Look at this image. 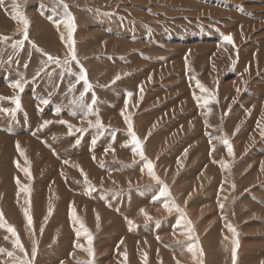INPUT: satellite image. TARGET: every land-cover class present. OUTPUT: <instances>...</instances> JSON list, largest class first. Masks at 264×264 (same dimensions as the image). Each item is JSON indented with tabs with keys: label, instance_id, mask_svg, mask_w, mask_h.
Returning <instances> with one entry per match:
<instances>
[{
	"label": "rangeland",
	"instance_id": "rangeland-1",
	"mask_svg": "<svg viewBox=\"0 0 264 264\" xmlns=\"http://www.w3.org/2000/svg\"><path fill=\"white\" fill-rule=\"evenodd\" d=\"M7 1L4 7H0L6 24H0V36L8 37L7 40H0V109L9 111H0V135L16 139L14 136L23 127L26 132L28 129L27 133L23 131L28 136L13 140L14 143L0 140V212L7 224L15 228L27 257L14 246L15 238L11 233L6 228H0V249H4L0 252V264H19L25 258L32 259L33 241L37 247L33 264H76L78 260H88L86 252L74 247L75 244L87 247V241L83 236H76L74 229L79 225L70 220V206L94 238V264H177V261L179 264H197L187 251V244L194 241L187 239L186 223L182 221L181 225L176 224L180 214L167 212L162 207L163 200L153 202L159 185L147 174L145 161L133 155L122 111L131 116L133 129L144 141L143 150L147 159L154 164L155 174L168 186L171 199L192 222L195 238L203 249V264H232V234L227 224H231L238 233L236 264L239 261L240 264H264V256L249 255L256 248L264 251V205L255 209L248 201V198L256 197L254 190L260 191L264 186L260 182L253 183L258 177L264 180V151L260 147L264 145V135L261 134L264 115L259 104H256L261 101L259 93L252 92L253 89H264V83L261 84L263 86H255L256 83L260 84V77L264 75V50L261 49L264 43H256V47L248 49L254 35L249 37L248 30H242L231 34L233 47L223 41V36L229 33L220 32L223 21L227 19L221 13L222 7L228 10L235 4L238 6L233 8L237 10L236 14L244 16V7H247L245 1L210 0V4L209 0H191L196 4L190 8L188 5L181 6L183 0H63L74 17L73 39L79 61V64L72 61L69 67L78 74L79 67L83 66L93 86L83 101L79 99L83 82L77 84L76 75H69L66 71L61 75L62 67L41 64L46 58L28 41L22 48L13 47L15 41L22 39L20 30L23 27L11 18L15 3L29 21V40L63 61L67 54L65 42L61 40V34L67 35L63 6L58 0ZM28 11L34 12L41 20L38 27L32 26L34 19L29 18ZM246 11L251 19H259L260 15H256V18L249 13L256 11L248 7ZM256 24L253 22L249 31L255 32ZM78 45L81 47L78 48ZM219 48L222 49V60L215 61L220 53ZM244 51H247V58L241 61ZM190 54L203 63L197 71H192ZM233 61L236 63L233 64ZM117 75L120 79L113 83ZM18 80L20 89L12 86ZM197 80L209 89L208 93H201L197 86L191 87L192 84L196 85ZM3 81H7L6 85ZM230 82L234 85L233 94L230 97L228 94L222 96L223 84ZM72 84H75V88L69 91ZM181 87H186L188 93L195 92L198 97L215 95L216 99L206 106L203 99L196 100L193 112L187 114L190 108L185 109L183 92L180 90L177 93V88ZM127 92H131L132 96L128 97ZM93 93L97 98L96 103L93 111L85 115L87 109L82 108L81 104H90ZM242 96L259 100L244 105L241 103ZM17 97L19 109L13 103V98ZM231 99L232 107L228 106ZM43 100L48 103H42ZM125 100L128 101L127 108ZM98 105L94 112V106L96 108ZM104 108L114 111L106 119H100L104 127H90L89 121L94 124V115H104ZM13 109L16 110L13 112ZM182 112L186 113V117ZM29 115L50 117L37 119ZM55 115L69 116L51 118ZM180 116L181 119L177 120ZM44 121L51 123L42 128ZM60 121L73 126L71 135L68 134L67 124ZM247 123L249 126L254 124L255 135L240 138L239 134ZM138 124L143 128L141 132L135 129ZM78 128L84 131L77 132ZM221 136L229 139L233 156L227 154L218 139ZM155 137L161 142L151 145L149 139ZM234 137L238 138V151ZM35 141L48 149L50 155L46 160L36 156V161L32 154L27 155L38 151ZM51 141L55 149L50 146ZM17 142L30 165H25L24 156L17 151ZM180 144L182 147H177ZM199 147L204 151L201 152ZM212 148L215 150L212 151ZM71 154L74 156L71 157ZM80 155L87 159L81 161ZM220 161L230 166L221 168ZM16 163L20 168H30L31 180L17 168ZM83 164L90 165V168L100 166L103 173L92 178L91 172L83 170L88 178V182H85L80 173ZM172 172L175 173L173 176L170 175ZM16 179H19L21 186L30 187L28 195L21 192L20 198L17 196ZM68 180L74 190L70 187L66 190L64 183H68ZM58 186L63 189L60 190ZM26 200H30L31 205V229L22 215V209L29 207ZM49 204L52 206L51 215L48 214ZM220 204H223V208L219 207ZM77 207L84 208L82 213L76 210ZM140 209H144L151 219L142 215ZM249 212L251 216H246ZM128 221H132V224L129 225ZM8 252H12L13 256H8Z\"/></svg>",
	"mask_w": 264,
	"mask_h": 264
},
{
	"label": "snow or ice",
	"instance_id": "snow-or-ice-1",
	"mask_svg": "<svg viewBox=\"0 0 264 264\" xmlns=\"http://www.w3.org/2000/svg\"><path fill=\"white\" fill-rule=\"evenodd\" d=\"M58 2H59V4H61L63 6V9H64L65 14H66V20L64 21V26L67 30V35L65 37L64 34H61V40L65 42V46L67 47V54H66L65 58L63 59V61L59 57H55V56L51 55L50 53L45 52L42 49L38 48L34 42L29 40V35H28L29 21L19 11V5L15 4V3L12 5L11 18L14 20H17L23 27L20 30L21 35H22V39L15 41V43L13 44V47L22 48L24 46L25 41H28L32 45V47L36 49L37 52H40L41 55L46 58V60L41 61V64H43L45 66H47V64H55L57 67H62L63 71L61 72V75H63L64 71H66L69 75H76V83L78 84L80 82H83V90L79 93V99H80V101H83L85 95L90 92V90L92 89L93 86L89 82L88 77H87V72L83 68V66L79 67L78 74L73 73L72 68L69 67V65L72 61H75L77 64H79V61H78L77 55H76V50H75V41L73 39V33L75 31V21H74V17L71 14V12L68 11L69 6L65 3H63V0H58ZM0 7H4V0H0ZM7 39H8V37L0 36V40H7ZM223 41L226 42L227 44H231V45H233V47H235L233 38L230 34L224 35ZM232 63L235 64L236 61H233ZM42 70L43 69H41V71ZM245 71H247V68L245 69ZM37 75H39V72H37ZM49 75H51V73H49ZM119 79H120V76L117 75L114 78L113 83H115V81L119 80ZM12 86L20 89L21 83L18 80ZM196 86L199 88L201 93H208L209 92V89L206 88L203 84H201L198 80L196 81ZM73 88H75V84L70 85L69 91H71ZM237 91H239V89H237ZM126 95L128 97H131L132 93L127 92ZM96 99L97 98L95 96V93H93L90 104H81L82 108L87 109V111L85 112V115H87L88 113H91L93 111V105L96 103ZM193 99H195V100L203 99V104L206 106L210 102L215 101L216 97H215V95H211L207 98H202V97H198L194 94ZM75 102L76 101H73V103H75ZM13 103L16 105V109L20 108V101H19L18 97L13 98ZM42 103L47 104L48 101L43 100ZM127 104H128V101L125 100V108H127ZM16 109H13L12 111L14 112ZM0 111L7 112L9 110L8 109H0ZM121 115L123 116L124 122L127 125V132H128V135L130 136L129 144L132 146L131 151H132L133 155L134 156L138 155L141 158V160L145 161L144 167L147 169V174L149 175V177L152 180L156 181L157 184L159 185L158 193L155 196H153V198H152L153 202L163 200L164 202L162 204V207L167 212L171 213V212L175 211V212L180 214L179 218L176 221V224L179 226V225H181L182 221L185 222L187 225V232H186L187 239L189 241H194V242L187 244V251L192 254V259L194 261H196L197 264H203V256H204L203 249L200 247L198 239L195 238L194 227L192 225V222L190 220H188L187 215L184 212V210L181 209L175 203V201L171 199V192L168 189V186L163 184V182L160 181L159 177L155 174L154 164L152 163V161L148 160L147 157L145 156V153L143 150L144 141H142L136 135V133L133 129V123H132L131 116L125 115L124 111L121 112ZM49 123H51V122L50 121H44V123L41 125V127L43 128L44 126H46ZM60 123L67 124L66 121H60ZM89 126L90 127H97V128H101V129L104 127V125H103L102 121L99 119L98 115H97V119H96L94 124L91 121H89ZM67 127H68V134L71 135L73 126L71 124H67ZM238 127L239 126H237V128ZM258 127H259V124H258ZM76 131L81 132V131H84V129L78 128V129H76ZM261 134L264 135V130H262ZM144 139L146 140L147 137H145ZM218 139L220 140V142L225 147L227 154L229 156H233L234 155L233 147H232L229 139L226 136H221ZM76 143L78 144L79 140H77ZM209 143L211 144V140L209 141ZM124 146L127 147L128 145H124ZM214 150H215V148H212V151H214ZM17 151L20 153L21 156H24L25 165H30L29 160L24 155V152L20 149L19 142H17ZM209 155L211 156V151H210ZM93 159H95V157H93ZM213 162L216 163L217 161H213ZM65 163H67V161H65ZM178 163H179V161H178ZM219 163L221 165V168L226 169L229 167V165L224 161H220ZM16 166H17V168H20L19 163H16ZM76 167L79 168L78 165H76ZM20 170L26 176H28L29 180L32 179L31 173H30V168L28 166L20 168ZM141 171L143 172L144 169H141ZM80 173L84 177L85 182H88L87 174L84 173L83 169H80ZM16 184L18 186V192H17L18 197H19L21 192L25 193L26 195H28L30 193V187L28 185L21 186L19 179H16ZM25 203L28 204L29 207L23 208L22 211H23V215L25 217V220L27 221V227L29 229H31L32 225H33V219H32V216L30 214V207H31L30 200H26ZM219 207L223 208V204H220ZM140 212L147 219H151V217L148 216V214L145 212L144 209H140ZM51 213H52V206H51V204H49L48 214L51 215ZM69 216H70V220L74 224L79 225V227L74 229L77 238L83 236L87 241V247H84V245H82V244H75L74 245L75 248H78V249L86 252L88 257H89V259L86 261H79L78 260L76 262V264H94V249L92 246L94 238H93L91 232L85 226L83 221L75 215L74 210L71 208V206H70ZM96 219H97V228H99V215H97ZM46 220H47V216L45 217V221ZM128 224L131 225L132 221H128ZM226 227H227L228 231L232 234V248H231L232 264H236L237 248L239 247V241L237 239L238 233H237L236 229L231 224H227ZM0 228H6V230L9 233H11L12 237L15 238L13 240L14 246L19 248L20 252L25 253V249H24L23 245L21 244V241L19 239V236H18L15 228L13 226L7 224L2 212H0ZM41 231H43V226L41 227ZM5 239H7V237H5ZM157 239H159V238H157ZM225 239H227V237H225ZM3 251H4V249H0V252H3ZM36 254H37V247L35 246V241H33V247H32V251H31L32 259L25 258V259L19 261V264H33V260L36 256ZM7 255L11 257V256H13V253L8 252ZM25 257H27V253H25ZM177 264H179V261H177Z\"/></svg>",
	"mask_w": 264,
	"mask_h": 264
},
{
	"label": "bare ground",
	"instance_id": "bare-ground-1",
	"mask_svg": "<svg viewBox=\"0 0 264 264\" xmlns=\"http://www.w3.org/2000/svg\"><path fill=\"white\" fill-rule=\"evenodd\" d=\"M7 1V0H6ZM6 1H4V3L6 2ZM176 1H178V0H176ZM202 1V0H201ZM215 1V0H214ZM213 1V2H214ZM220 1V0H219ZM222 1V0H221ZM245 2L244 3H246L245 5L249 8V9H251V11H256V12H254V13H252V12H249L251 15H253L254 17L257 15H260V17H259V19L258 20H254V19H251L250 18V16H248V12L246 11V9H247V7H244V10H245V12H246V15H238V14H236L237 13V10H234L233 8H237L238 6H234L235 4H232V6H233V8H230V9H228V10H225L224 9V7H222L223 9H221V13L222 14H224L225 16H226V18L227 19H225L224 21H223V25L220 27V32H224V33H229L230 35L232 34V33H234V32H236V33H240L242 30H248V34H249V37H251L252 35H254L253 36V42L256 40L257 42H255L254 44H253V42L248 46V49H252V48H254V47H256L257 46V44H263L264 43V0H244ZM8 2V1H7ZM191 2V3H190ZM212 2V3H213ZM215 2H218V1H215ZM214 2V3H215ZM225 2H227V1H225ZM236 2H241L242 3V1L241 0H236ZM259 2H261V4L259 3ZM209 3H210V0H209ZM213 3V4H214ZM174 4V3H173ZM172 4V5H173ZM195 4H196V2H193V1H191V0H183V2H182V4H181V6L182 7H184V6H186V5H188L190 8H193V7H195ZM211 4V3H210ZM221 4H223V2L221 3ZM228 4V3H227ZM229 5V4H228ZM228 5H226V6H228ZM238 5V4H237ZM5 6V5H4ZM230 6V5H229ZM228 6V7H229ZM231 6V7H232ZM244 6V5H243ZM32 7H34V6H32ZM36 7V6H35ZM34 7V8H35ZM30 8H31V6H30ZM30 8H29V10H30ZM233 9V10H232ZM35 10H37V9H35ZM33 11V10H32ZM32 11H28V15H29V18H32V19H34V22H33V24H32V26L33 27H38L40 24H41V20L35 15V13L34 12H32ZM38 11V10H37ZM42 11H43V9H42ZM249 11V10H248ZM38 14H39V11L37 12ZM42 14V13H41ZM248 16V17H247ZM257 16H256V18H257ZM253 17V18H254ZM250 18V19H249ZM5 22V20H4V17L2 16V14L0 13V24H2L3 25V23ZM253 22H257V24H256V26L254 27V31L255 32H252L253 30H251V31H249V28H250V26H251V24L253 23ZM5 24V23H4ZM6 25V24H5ZM4 25V26H5ZM81 25H83V23L81 24ZM80 25V26H81ZM233 26V27H230V26ZM84 27V26H83ZM7 28V27H6ZM78 33H82V32H77V34ZM257 43V44H256ZM253 44V45H252ZM256 44V45H255ZM78 48H80L81 46H77ZM261 49L262 50H264V45L261 47ZM221 50L222 49H220L219 48V54H217V56L215 57V61H220V60H222L221 58H222V55H221ZM247 58V51H244L243 52V54H242V56H241V61H243V60H245ZM142 62L144 61V60H141ZM150 61H152V60H150ZM155 62V61H154ZM147 64V63H146ZM150 64V63H149ZM201 65V67L203 66V63H202V61H198L195 57H194V55L193 54H190V66L192 67V71H197L198 69H200L199 68V66ZM152 66V65H151ZM150 67V66H149ZM151 69V68H150ZM149 69V70H150ZM142 70V69H141ZM143 71V70H142ZM263 71H264V69H263ZM263 73V72H262ZM259 76H261L260 74H258ZM263 75V74H262ZM261 79V82H260V84L259 85H257V83L255 84V86H258V87H260V86H263V85H261V84H263L264 83V75L263 76H261L260 77ZM5 81V80H4ZM4 81L2 82L3 84H5L6 85V83H7V81H6V83H4ZM257 81V80H256ZM255 81V82H256ZM258 81H259V79H258ZM178 84H181V83H178ZM1 85V84H0ZM171 86H173V85H171ZM196 85L195 84H192V88H196L195 87ZM234 85H233V83L232 82H230V83H228V84H223V88H222V92H223V94H222V96H226L227 94H228V97H230L232 94H233V91H232V87H233ZM177 87H179V85L177 86ZM119 89V88H118ZM158 89H160V88H158ZM175 90V89H174ZM182 91L183 92V96H182V98L183 97H185L184 98V102H185V104L184 105H186L185 107V109H188V108H190V109H188V111H187V114H189V113H191V112H193V109L195 108V103H196V100L195 99H193V95L195 94V92H193V91H189V93H188V91H187V89H186V87H181V88H177V93H178V91ZM260 90V89H259ZM257 91L256 89H253L252 90V92H257V93H259V96H260V98H261V101H260V103H256V104H259V108L261 109V111H262V115H264V97H262V96H264V89H262L261 91ZM158 91H160V90H158ZM162 91V93H163V90H161ZM176 91V90H175ZM174 91V92H175ZM149 92V91H148ZM182 92H180V93H182ZM261 92V93H260ZM150 93H152V92H150ZM159 93V92H158ZM167 93V92H166ZM169 93V92H168ZM167 93V94H168ZM176 93V92H175ZM155 94V93H154ZM160 94H161V92H160ZM172 94H174V93H172ZM179 94V93H178ZM170 95V94H169ZM196 95V94H195ZM220 95H221V93H220ZM230 95V96H229ZM168 96V95H167ZM180 96V95H179ZM169 97V96H168ZM176 97V96H175ZM181 98V97H180ZM148 99V98H147ZM146 99V100H147ZM242 100H241V103L242 104H250V103H253V102H258V100L259 99H257V98H248V97H245V96H242V98H241ZM25 100H23V102H24ZM223 101V100H222ZM181 102H182V100H181ZM229 102L231 103V104H227L228 106H230V107H232L233 106V101H232V99L231 100H229ZM25 103H27V101L25 102ZM105 103V102H104ZM28 104V103H27ZM69 104V103H68ZM225 104H226V99H225ZM29 105V104H28ZM102 105V104H101ZM24 106H25V104H24ZM222 106V105H221ZM26 107V106H25ZM24 107V108H25ZM99 107V105L98 106H96V108H95V106H94V112L96 111L95 109H97ZM101 107V106H100ZM102 108V107H101ZM113 108V107H112ZM183 108V107H182ZM221 108H223V107H221ZM161 109V108H160ZM163 109V108H162ZM235 111H237V109L234 107L233 108ZM81 110V109H80ZM104 115H101V114H98V116H99V119H101V118H103V119H106L107 117H109V116H111V114H113L114 113V111L112 110V111H108V109L107 108H104ZM116 110V109H115ZM72 111H74V110H72ZM181 111V110H180ZM183 111H185V110H183ZM28 112V111H27ZM70 112H71V109H70ZM103 112V111H102ZM156 112H158V111H156ZM154 113L153 112V114L154 115H156L157 113ZM178 112V111H177ZM186 112V111H185ZM101 113V112H100ZM142 113V112H141ZM97 114V113H96ZM152 114V115H153ZM186 115V113H184V112H182V115L183 116H185ZM178 114H176V116H177ZM27 116V115H26ZM29 116H31V115H29ZM29 116H28V118H29ZM33 117H35V118H40V119H43V118H46L47 116H49V115H39V117H37L36 115H32ZM31 116V117H32ZM56 117H54V116H52L51 118H58V117H68L67 115H55ZM71 116V115H70ZM95 117V119H97V115H94ZM171 116H173V115H171ZM175 116V115H174ZM50 117V116H49ZM49 117H47V118H49ZM181 117L182 116H180L177 120H179V119H181ZM186 117V116H185ZM185 117H183V119L185 118ZM137 118V117H136ZM174 118V117H173ZM39 119V120H40ZM138 120H139V118H137ZM142 119V118H141ZM147 119H150V118H147ZM28 120V119H27ZM152 120V119H151ZM168 120V119H167ZM185 120V119H184ZM134 121V120H133ZM146 121V120H145ZM172 121V120H171ZM139 122V121H138ZM261 122H264V119H262L261 120ZM148 123H150V122H148ZM171 123V122H170ZM176 124H177V122H175ZM58 124V123H57ZM152 124V123H151ZM164 124V123H163ZM176 124H174V125H176ZM34 125H36V124H34ZM136 125V124H135ZM134 125V126H135ZM149 125V124H148ZM172 125V124H171ZM20 126H21V124H20ZM253 126H254V124H251L250 126H249V123H247L246 125H244L243 126V130L241 131V134H239V137L240 138H243V139H246L247 137H251L252 135H255V133H254V130H253ZM25 127H26V125H25ZM35 127V126H34ZM56 127V126H55ZM22 128V129H21ZM20 128V130H18V132L16 133L17 135L16 136H14V137H16V139H12L11 138V136H10V138L11 139H9V138H6V136L4 137V136H2V135H0V140H4L6 143H14L13 142V140H18L19 138L21 139V138H23V137H26V136H28V135H26V133L28 132V129H27V132L23 129V127H21ZM8 129V128H7ZM52 129H55V128H53L52 127ZM56 129H57V127H56ZM58 129H59V125H58ZM135 129L138 131V132H141L142 131V127H141V125L140 124H138V126H136L135 127ZM10 130V129H9ZM14 130V129H13ZM6 131V130H5ZM23 131H25L26 133L24 134V132ZM56 131V130H55ZM159 131H161V130H159ZM23 132V133H22ZM30 132V131H29ZM162 132V131H161ZM51 133V132H50ZM50 133H49V135H50ZM173 133V132H172ZM15 134V133H14ZM35 134V133H34ZM41 134H43V132L41 133ZM182 134V133H181ZM6 135V134H5ZM37 135V134H36ZM197 135H198V133H197ZM156 136V135H155ZM159 136V135H158ZM161 136H163V137H165V138H167L168 136H167V134H162ZM184 136V135H183ZM182 136V137H183ZM187 136V135H186ZM44 137V136H43ZM39 138V137H38ZM184 138V137H183ZM194 137H192V139H193ZM40 139V138H39ZM164 139V138H163ZM180 139V138H179ZM234 139H236V151H238V138L237 137H234ZM156 137L155 138H150L149 139V142L151 143V145L152 144H156V143H158V142H161V141H159L160 139H157L156 141ZM161 140H162V138H161ZM186 140V139H185ZM155 141V143H153ZM177 141V140H176ZM189 141V140H188ZM54 142H56V141H54ZM249 142V141H248ZM52 141H51V143H49L50 144V146L52 147L53 146V148L55 147V145H54V143H53V145H52ZM66 143V142H65ZM69 143V142H68ZM176 143V142H175ZM182 143V142H181ZM184 143V142H183ZM186 143V142H185ZM35 144H36V147H37V149H38V151L37 152H33V153H28L27 155H30V154H32V157L33 158H35L36 156L39 158V157H41V158H44L45 160L48 158V156L50 155V153H49V155H48V153H47V150L45 149V148H42L39 144H38V141H35ZM62 144H64V143H62ZM57 145H61V144H57ZM65 145V144H64ZM161 145V144H160ZM182 144H180V145H177V147L178 146H180V147H182L181 146ZM175 146V145H174ZM60 147V146H59ZM61 147H62V145H61ZM60 147V148H61ZM150 147V146H149ZM261 147V149L264 151V145H261L260 146ZM56 148V147H55ZM54 148V149H55ZM59 148V149H60ZM153 148H154V146H153ZM182 149V148H181ZM199 149H201V152H203L204 150L202 149V148H200L199 147ZM260 149V148H259ZM56 150H58V149H56ZM146 150V149H145ZM179 151V150H178ZM76 152V151H75ZM74 152V153H75ZM183 152V151H182ZM181 152V153H182ZM185 152H187V151H185ZM10 153L12 154V151H10ZM77 153V152H76ZM151 153V152H150ZM123 154H124V151H123ZM72 155L74 156V154H71V157H72ZM86 155V154H85ZM89 155V154H88ZM70 156V155H69ZM80 156H82V155H80ZM87 156V155H86ZM171 156H173V155H171ZM68 157V156H67ZM88 157V156H87ZM122 157V156H121ZM154 157V156H153ZM263 158L262 159H264V156H262ZM52 158V157H51ZM123 158V157H122ZM158 158V157H157ZM36 159V158H35ZM80 159V158H79ZM87 158L86 157H84V156H82L81 157V161H84V160H86ZM161 159V158H160ZM159 159V160H160ZM173 159V158H172ZM175 159V158H174ZM41 160V159H40ZM49 160L51 161V159L49 158ZM153 160V159H152ZM156 160V159H155ZM154 160V161H155ZM36 161H37V159H36ZM54 161V160H53ZM153 161V162H154ZM228 161V160H227ZM55 163V162H54ZM160 163V162H159ZM85 164V163H84ZM83 164V166H82V169L83 170H85V171H88L89 173L91 172V174H90V176H92V178L93 177H96L97 178V174H102L103 173V171L101 170V167L100 166H97L96 168L95 167H93V168H90L89 166L90 165H84ZM167 164V163H166ZM171 164V163H170ZM164 165V164H163ZM43 166V165H42ZM167 166V165H166ZM230 166V165H229ZM40 167V166H39ZM56 167V166H55ZM250 167V166H249ZM255 168V170H254V172H255V174H256V167H254ZM253 168V169H254ZM75 169V168H74ZM74 169H69L70 171H72V170H74ZM211 169V168H210ZM95 170H96V174L94 173L95 172ZM236 170H237V168H236ZM75 171V170H74ZM135 171V170H134ZM50 172H52V171H50ZM77 172L78 171H76V174H77ZM136 172V171H135ZM171 172V171H170ZM234 172H235V170H234ZM252 172V174H254L253 173V171H251ZM250 172V173H251ZM69 173V172H68ZM73 173V172H72ZM121 173V172H120ZM130 173V172H129ZM229 173V172H228ZM80 174V173H79ZM175 173H171L170 175L171 176H173ZM117 175V174H116ZM231 175V174H230ZM70 176V175H69ZM122 176V175H121ZM255 176V175H254ZM56 177V176H55ZM228 177H230L229 176V174H228ZM253 177V176H252ZM256 177V176H255ZM175 178V177H174ZM257 178V177H256ZM58 179V178H57ZM68 179V178H67ZM70 179V178H69ZM12 180V179H11ZM37 180V179H36ZM257 181H254L253 183H256V182H260L261 184H264V180H260V178L258 177V179H256ZM51 181V180H50ZM180 182L181 181H183L182 180V177H180V180H179ZM228 181V180H227ZM40 184V183H39ZM60 184H61V182H60ZM65 184V188H66V190H67V188L68 187H70L71 189H73L74 190V187H73V185H71L70 183H69V180H68V183H64ZM229 184H230V181H229ZM14 185V187H15V183L13 184ZM36 185V184H35ZM62 185V184H61ZM82 185V184H81ZM2 186V185H1ZM1 186H0V188H1ZM63 186V185H62ZM87 186V185H86ZM60 186H58V188H59ZM64 187V186H63ZM63 187H62V189H63ZM84 187V186H83ZM60 190H62L61 189V187L59 188ZM72 190V191H73ZM77 192H78V189L76 188L75 189ZM86 190V189H85ZM1 191H2V188L0 189V195H1ZM65 191V190H64ZM84 191V190H83ZM7 192V191H6ZM17 192V191H16ZM68 193H70L69 191H67ZM85 192V191H84ZM62 193V192H61ZM65 193V192H64ZM6 194V193H5ZM12 194V193H11ZM15 194V193H14ZM80 194V193H79ZM253 194L256 196L254 199H251L250 200V198H248V201L250 202V203H252L253 204V207L255 208V209H260V205H264V202H263V200H264V186L262 187V189L260 190V191H253ZM40 195V194H39ZM74 195V194H73ZM81 195V194H80ZM15 196V195H14ZM39 197V196H38ZM41 197V196H40ZM64 197V196H63ZM67 197H68V195H67ZM152 197V196H151ZM10 198V197H9ZM14 198V197H13ZM20 198V197H19ZM42 198V197H41ZM43 198H44V196H43ZM91 198V197H90ZM37 199V198H36ZM146 199V198H145ZM8 200V199H7ZM83 200V199H82ZM85 200V199H84ZM91 200H92V202H95V199H92L91 198ZM5 201V200H4ZM90 201V200H89ZM2 202V201H1ZM8 202V201H7ZM82 202V201H81ZM10 203V202H9ZM14 203H16V202H14ZM18 204V203H17ZM63 204V203H62ZM5 205V204H4ZM11 205V204H10ZM22 205V204H21ZM44 206V205H43ZM86 207H87V205H85ZM206 206V205H205ZM4 207V206H3ZM11 207H12V205H11ZM18 207V206H17ZM240 207V206H239ZM8 208V207H7ZM19 208H20V205H19ZM42 209V208H41ZM79 210V212H81V211H83L84 210V208H82V207H77L76 208V210ZM47 210V209H46ZM63 210V209H62ZM77 210V211H78ZM4 211H6V210H4ZM17 211H19V210H17ZM192 211V210H191ZM21 212V211H20ZM23 212V211H22ZM21 212V213H22ZM64 212V211H63ZM85 212V211H84ZM83 212V213H84ZM9 213V212H8ZM12 213V212H11ZM14 213V212H13ZM12 213V214H13ZM61 213V212H60ZM82 213V212H81ZM193 213V212H192ZM85 214V213H84ZM190 214H191V212H190ZM251 214V212H249L246 216H251L250 215ZM15 215V214H14ZM20 215V214H19ZM23 215V214H22ZM22 215H20V216H22ZM191 215H193V214H191ZM10 216H12L11 214H10ZM16 216V215H15ZM18 216V215H17ZM16 216V217H17ZM80 216V215H79ZM53 217V216H52ZM11 218V217H10ZM12 218H14V216H12ZM56 218V217H55ZM86 218V217H85ZM88 216H87V222H88ZM21 219V218H20ZM55 220V219H54ZM86 220V219H85ZM14 221H16V219L14 220ZM64 221V220H63ZM251 221H254V220H251ZM59 222V221H58ZM57 223V222H56ZM53 225H55V224H53ZM246 225H249V223H246ZM47 227V226H46ZM167 227H168V225H167ZM47 228H49V227H47ZM166 228V227H165ZM105 229V228H104ZM167 229V228H166ZM161 230V229H160ZM163 230V229H162ZM263 233V232H262ZM263 237V236H262ZM258 240H260V238L259 239H256V241H258ZM105 241V240H104ZM263 241V240H262ZM64 242V240L61 242V243H63ZM263 245V244H262ZM212 254V253H211ZM213 255V254H212ZM249 255L251 256V257H256V256H260V257H262V256H264V251H261V249H253L252 251H250L249 252ZM219 256V255H218ZM244 258H246V256L244 255ZM218 259V258H217ZM227 259V258H226ZM225 260V259H224ZM242 260V259H241ZM57 262V261H56ZM221 262V261H220ZM214 263V262H213ZM212 264V263H211ZM238 264H240V261L238 262Z\"/></svg>",
	"mask_w": 264,
	"mask_h": 264
}]
</instances>
